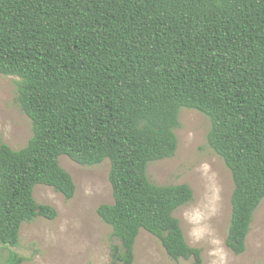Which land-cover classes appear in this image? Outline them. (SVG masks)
I'll list each match as a JSON object with an SVG mask.
<instances>
[{
  "label": "trees",
  "instance_id": "16d2710c",
  "mask_svg": "<svg viewBox=\"0 0 264 264\" xmlns=\"http://www.w3.org/2000/svg\"><path fill=\"white\" fill-rule=\"evenodd\" d=\"M0 75L31 123L23 148L0 141L3 264L27 260L11 250L22 224L56 217L35 186L73 197L60 156L109 161L113 202L96 210L117 240L109 264H133L140 230L172 261L201 264L173 216L192 189L146 174L175 154L181 108L210 122L207 146L233 183L225 245L245 251L264 199V0H0Z\"/></svg>",
  "mask_w": 264,
  "mask_h": 264
},
{
  "label": "rangeland",
  "instance_id": "374dc122",
  "mask_svg": "<svg viewBox=\"0 0 264 264\" xmlns=\"http://www.w3.org/2000/svg\"><path fill=\"white\" fill-rule=\"evenodd\" d=\"M14 81L13 77L0 75V141L18 150L31 136V123L17 104ZM178 122L174 130L175 154L149 163L146 174L156 185L187 184L192 189V201L173 213L187 245L199 249L201 264H212L218 259L210 254L214 249H222L226 254L225 264H264V199L253 214L245 251L233 255L225 245L233 183L223 161L207 146L210 122L199 112L186 108L179 110ZM59 164L72 177L73 197L65 200L50 187L35 186L36 203L53 208L56 217L22 224L18 247L11 250L27 258L22 264H109V245L117 244V240L96 213L100 205L113 202L109 161L88 167L60 156ZM204 165L209 167L205 169ZM213 240L220 243L214 245ZM7 253L0 246V264ZM133 255V264L192 262L191 259L172 261L159 241L144 230L137 235Z\"/></svg>",
  "mask_w": 264,
  "mask_h": 264
},
{
  "label": "clouds",
  "instance_id": "9594fccd",
  "mask_svg": "<svg viewBox=\"0 0 264 264\" xmlns=\"http://www.w3.org/2000/svg\"><path fill=\"white\" fill-rule=\"evenodd\" d=\"M203 167L207 169L209 166L204 165ZM211 243L216 245V244H219L220 242L218 240H213L211 241ZM210 254L212 256L218 257V259L212 261V264H225L226 254L223 252L222 249H214Z\"/></svg>",
  "mask_w": 264,
  "mask_h": 264
}]
</instances>
